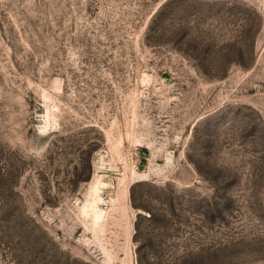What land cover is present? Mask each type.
<instances>
[{"label": "rangeland", "instance_id": "374dc122", "mask_svg": "<svg viewBox=\"0 0 264 264\" xmlns=\"http://www.w3.org/2000/svg\"><path fill=\"white\" fill-rule=\"evenodd\" d=\"M0 264H264V0H0Z\"/></svg>", "mask_w": 264, "mask_h": 264}]
</instances>
